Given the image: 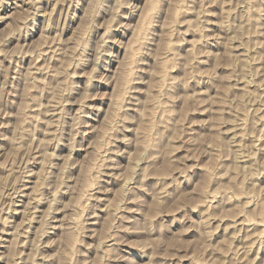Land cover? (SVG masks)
I'll list each match as a JSON object with an SVG mask.
<instances>
[{"label": "rangeland", "instance_id": "obj_1", "mask_svg": "<svg viewBox=\"0 0 264 264\" xmlns=\"http://www.w3.org/2000/svg\"><path fill=\"white\" fill-rule=\"evenodd\" d=\"M0 264H264V0H0Z\"/></svg>", "mask_w": 264, "mask_h": 264}, {"label": "bare ground", "instance_id": "obj_2", "mask_svg": "<svg viewBox=\"0 0 264 264\" xmlns=\"http://www.w3.org/2000/svg\"><path fill=\"white\" fill-rule=\"evenodd\" d=\"M243 54V53H242ZM248 83V82H247ZM247 87H248V85H247ZM243 89V88H242ZM238 90V89H237ZM240 124V123H239ZM239 135V134H238ZM239 137H240V135H239ZM242 137V136H241ZM238 140V139H237ZM240 140H242V138L240 139ZM239 142V141H238ZM240 144H241V141H240ZM234 145H235V143H234ZM236 146V145H235ZM241 147V145L239 146V148ZM243 148V147H242ZM236 151H238V150H236ZM237 154V153H236ZM246 161V160H245ZM248 161V160H247ZM70 228V227H69ZM250 239V238H249Z\"/></svg>", "mask_w": 264, "mask_h": 264}]
</instances>
